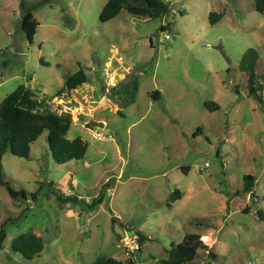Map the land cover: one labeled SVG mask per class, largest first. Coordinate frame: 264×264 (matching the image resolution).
<instances>
[{"label": "rangeland", "instance_id": "374dc122", "mask_svg": "<svg viewBox=\"0 0 264 264\" xmlns=\"http://www.w3.org/2000/svg\"><path fill=\"white\" fill-rule=\"evenodd\" d=\"M107 1L25 0L23 11L0 0V102L23 84L70 117L68 140L87 145L82 160L57 165L43 132L28 159L3 156V181L26 199L0 186V264L124 263L130 253L157 264L188 234L207 246L189 264H264V16L253 0H161L166 17L123 9L100 23ZM212 13L221 14L214 24ZM248 50L254 95L238 69ZM78 71L86 81L57 96ZM247 175L252 195L235 197ZM174 190L180 200L167 207ZM27 233L43 242L32 260L10 249Z\"/></svg>", "mask_w": 264, "mask_h": 264}, {"label": "trees", "instance_id": "16d2710c", "mask_svg": "<svg viewBox=\"0 0 264 264\" xmlns=\"http://www.w3.org/2000/svg\"><path fill=\"white\" fill-rule=\"evenodd\" d=\"M19 6L26 11L25 0H18ZM255 11L264 16V0H253ZM128 14L144 19L155 20L166 17L170 13L169 4L161 0H108L102 8L98 20L106 23L114 19L121 10ZM221 18V14L212 13L209 16V23L214 24ZM256 53L252 50L245 52L240 60L238 69L247 76L248 94L254 95L256 90L255 75ZM86 81L82 71L68 77L64 81L63 88L58 92H70ZM158 98V94L151 96ZM45 101H38L34 94L25 86L19 85L14 91L7 95L0 102V186L4 187L8 196L15 202L21 203L26 199L22 191H15L2 179V158L6 153L17 157L28 159L30 146L39 138L43 132H47V146L52 161L57 165H63L71 161H80L84 158L87 145L80 138L68 140L67 132L71 126L68 115L54 113L50 105ZM204 108L213 113L219 110V106L214 102L204 103ZM183 172L184 168L182 169ZM242 190L234 194L235 197L241 194H251L254 185L253 176H243ZM52 186L51 183H49ZM59 202H77L78 199L71 196H64L56 190H52ZM181 194L178 190L172 191L167 199V207L180 200ZM227 201V207H228ZM247 212V211H245ZM259 219L264 220L262 212H257ZM3 228V227H2ZM140 238H142L140 236ZM5 239L3 229L0 230V249ZM141 241H139V244ZM10 249L13 253L19 254L25 260H32L43 250L42 239L32 233L20 235L12 241ZM200 249H207L198 234L185 235L180 244L172 245L167 251V258L157 261V264H189L198 254ZM139 252V248L137 249ZM211 258H216L214 254L208 252ZM91 264H137V259L130 253V257L124 262L112 258L99 257Z\"/></svg>", "mask_w": 264, "mask_h": 264}, {"label": "built area", "instance_id": "2783aa9c", "mask_svg": "<svg viewBox=\"0 0 264 264\" xmlns=\"http://www.w3.org/2000/svg\"><path fill=\"white\" fill-rule=\"evenodd\" d=\"M122 242H123L125 249H129L131 251L138 249V242H137V239H135V237L134 239L132 238V240L127 237L123 238Z\"/></svg>", "mask_w": 264, "mask_h": 264}, {"label": "water", "instance_id": "95a60500", "mask_svg": "<svg viewBox=\"0 0 264 264\" xmlns=\"http://www.w3.org/2000/svg\"><path fill=\"white\" fill-rule=\"evenodd\" d=\"M108 99L114 103V104H117L119 109L121 108V103L119 101H117L116 99H114L113 97H108ZM46 106V105H45ZM72 123V121H71ZM92 127H98V128H102L103 127V123H97V122H93L90 124Z\"/></svg>", "mask_w": 264, "mask_h": 264}, {"label": "bare ground", "instance_id": "6f19581e", "mask_svg": "<svg viewBox=\"0 0 264 264\" xmlns=\"http://www.w3.org/2000/svg\"><path fill=\"white\" fill-rule=\"evenodd\" d=\"M202 239L206 241V237L203 236Z\"/></svg>", "mask_w": 264, "mask_h": 264}]
</instances>
